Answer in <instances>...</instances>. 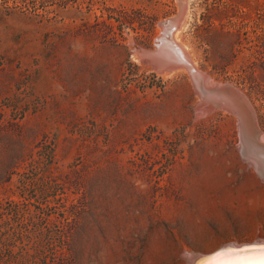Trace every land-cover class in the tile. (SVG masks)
Returning a JSON list of instances; mask_svg holds the SVG:
<instances>
[{"label": "rangeland", "instance_id": "obj_1", "mask_svg": "<svg viewBox=\"0 0 264 264\" xmlns=\"http://www.w3.org/2000/svg\"><path fill=\"white\" fill-rule=\"evenodd\" d=\"M190 73L239 91L264 139V0H0V264H200L264 239L238 117Z\"/></svg>", "mask_w": 264, "mask_h": 264}, {"label": "bare ground", "instance_id": "obj_2", "mask_svg": "<svg viewBox=\"0 0 264 264\" xmlns=\"http://www.w3.org/2000/svg\"><path fill=\"white\" fill-rule=\"evenodd\" d=\"M184 3V2H183ZM185 7H187V5H183ZM184 7V8H185ZM183 8V9H184ZM183 11V10H182ZM185 12V11H184ZM183 12V13H184ZM182 14V13H181ZM180 14V15H181ZM185 14V13H184ZM181 18H183V16H181ZM181 18H177L175 20H172L170 23H168L169 26H171L173 29L174 28H177L180 24L181 21ZM166 28V27H164ZM171 28V29H172ZM164 31V30H163ZM167 33V31H165ZM170 33H173L171 30H170ZM163 35V34H162ZM172 35L171 34H167L166 36V40L172 42ZM176 37V36H175ZM161 38V37H160ZM164 38V37H162ZM164 40V39H163ZM162 40V41H163ZM162 41L160 42L162 44ZM174 41V40H173ZM176 41V40H175ZM167 42V41H166ZM165 42V44H166ZM169 43V42H167ZM159 45V44H158ZM157 45V46H158ZM170 45V44H169ZM173 45V44H172ZM160 46V45H159ZM163 46V45H162ZM174 51L177 50V46L174 45ZM179 48V47H178ZM183 48L180 46V49ZM161 49V48H160ZM159 50V49H158ZM155 50L151 51V52H154ZM184 51V50H183ZM146 52V51H145ZM169 52H172L173 56L170 58V61H174V64L173 66H181L182 64H184L183 66H185V68L187 69H193L192 68V63H186L187 61H181L184 60V56H182V58L180 59V55L179 53H173V50L170 49ZM179 52V51H178ZM157 53V51L155 52ZM158 54V53H157ZM160 54V53H159ZM158 54V55H159ZM163 54V53H162ZM145 55V54H144ZM169 56V55H168ZM185 56H186V53H185ZM150 57L151 59L154 61L156 59V55L155 54H150ZM189 57H187L188 59ZM191 60V59H189ZM161 61V60H160ZM159 61V63H160ZM156 62V61H155ZM154 62V63H155ZM168 62V61H167ZM158 64V63H157ZM168 67L166 68H169L170 64H167ZM157 66V65H156ZM158 67V66H157ZM174 68V67H173ZM176 68V67H175ZM171 69V67H170ZM194 69L196 70V68L194 67ZM161 70V69H160ZM194 70V71H195ZM199 70V69H197ZM164 71V69H163ZM199 72V71H198ZM200 73V72H199ZM202 73V72H201ZM199 74H197V72H195V76H197ZM206 77V76H205ZM208 78V77H206ZM208 80V79H207ZM211 80V79H210ZM209 82L211 84V87L208 89L209 87V83H206L208 84V87L207 89H205L203 87V84L205 85V81L203 79H198L197 82L198 84L201 86V89L202 92L205 93V95L203 94V96L205 98H203L202 96V99H203V103L204 105H202V107L204 108V110L206 111H213L214 109H222L224 111H227V112H230L232 114H234L235 116L238 117V121H241L242 123V127H243V132H242V136L244 137V139L247 141L245 144L243 143V147H244V153H246V157H251L249 159H252L254 162H255V165L257 167V169L260 171L261 175L264 177V139L261 137L260 138V132L257 130V125L255 124L256 122L254 121V118H253V114L251 112V109L247 103V100L245 99V97L239 93V91H237L236 89H234L233 87H229L228 85H223V84H216L215 82ZM206 86V85H205ZM224 87H227L233 91H230ZM212 89V90H210ZM201 95V94H200ZM207 96L211 97V101H213L212 104L214 103H219V101H221L219 104H222L221 106H214V105H211V101L208 100ZM209 101H210V104H209ZM202 102V101H201ZM206 104V105H205ZM203 111V110H201ZM240 128V127H239ZM241 133V132H240ZM261 143V144H260ZM242 151V149H241ZM242 153V154H244ZM245 158V157H244ZM251 160V161H252ZM251 162H249L250 164ZM253 165V164H252ZM258 173V172H257ZM260 244H264V243H255V245H260ZM234 245V244H233ZM232 245V246H233ZM254 245V244H253ZM231 246V245H230ZM235 246V245H234ZM246 246H249V245H237L235 247H246ZM224 249V248H223ZM220 251V250H219ZM216 254V253H215ZM215 254L211 255V256H214ZM211 256H208V257H211ZM194 258V257H193ZM205 258V257H204ZM192 259V258H191ZM198 259V258H197ZM193 260V259H192ZM194 262V261H193ZM195 264V263H194ZM198 264V262H197Z\"/></svg>", "mask_w": 264, "mask_h": 264}, {"label": "snow or ice", "instance_id": "obj_3", "mask_svg": "<svg viewBox=\"0 0 264 264\" xmlns=\"http://www.w3.org/2000/svg\"><path fill=\"white\" fill-rule=\"evenodd\" d=\"M200 264H264V244L226 248Z\"/></svg>", "mask_w": 264, "mask_h": 264}, {"label": "water", "instance_id": "obj_4", "mask_svg": "<svg viewBox=\"0 0 264 264\" xmlns=\"http://www.w3.org/2000/svg\"><path fill=\"white\" fill-rule=\"evenodd\" d=\"M168 20H166V21H163V22H161V26H165V24H166V22H167ZM157 40H158V38H157ZM157 40H156V42H157ZM156 42H155V45H156ZM155 52V51H154ZM190 76H191V80H192V83H193V86H194V88L196 89V91L198 92V94L200 95L201 94V96L203 97V98H205L204 96H203V94L205 95V93L204 92H202V88H201V86L198 84V82H197V80H195V79H193V77L194 76H192L191 75V73H190ZM225 86V85H224ZM229 87H231L230 85H228ZM224 88H226V89H228L229 90V92L230 91H233V90H231V89H229V88H227V87H224ZM202 89V90H201ZM206 96V95H205ZM208 98H210L211 99V97H208ZM221 101H219V103H220ZM218 102L217 103H214L213 105L214 106H221L222 104H219ZM223 106V105H222ZM237 127H238V134H239V144H238V152H240L241 153V138H240V132L242 133L243 132V127H242V125H241V121L240 122H238L237 121ZM241 128V131H240V128ZM242 140H243V143L245 144L247 141L244 139V137L242 136ZM242 143V144H243ZM261 144V143H260ZM239 153V154H240ZM243 161H245L246 163H248L249 164V161L247 160V159H245L244 157H242L241 158ZM255 243H264V239H258V240H255V241H252V242H246V243H242L241 245H253V244H255ZM221 249V248H220ZM220 249H218L217 251H215L214 253H212V254H210V255H213V254H215V253H217Z\"/></svg>", "mask_w": 264, "mask_h": 264}, {"label": "trees", "instance_id": "obj_5", "mask_svg": "<svg viewBox=\"0 0 264 264\" xmlns=\"http://www.w3.org/2000/svg\"><path fill=\"white\" fill-rule=\"evenodd\" d=\"M54 158H55V156H53V159H54ZM11 175H12V173L9 174V177H10V178H11Z\"/></svg>", "mask_w": 264, "mask_h": 264}]
</instances>
